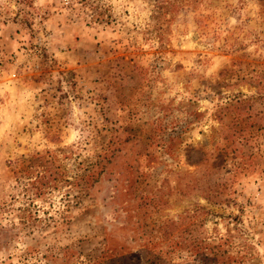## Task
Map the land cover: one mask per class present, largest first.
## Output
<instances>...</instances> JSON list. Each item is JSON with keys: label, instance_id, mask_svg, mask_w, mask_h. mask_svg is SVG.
Masks as SVG:
<instances>
[{"label": "rangeland", "instance_id": "obj_1", "mask_svg": "<svg viewBox=\"0 0 264 264\" xmlns=\"http://www.w3.org/2000/svg\"><path fill=\"white\" fill-rule=\"evenodd\" d=\"M0 264H264V0H0Z\"/></svg>", "mask_w": 264, "mask_h": 264}]
</instances>
